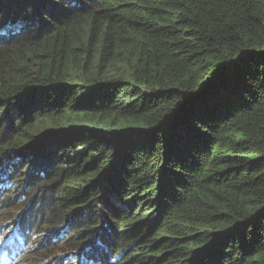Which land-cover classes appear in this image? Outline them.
<instances>
[{"label": "trees", "instance_id": "1", "mask_svg": "<svg viewBox=\"0 0 264 264\" xmlns=\"http://www.w3.org/2000/svg\"><path fill=\"white\" fill-rule=\"evenodd\" d=\"M0 179L23 261L264 264V0H0Z\"/></svg>", "mask_w": 264, "mask_h": 264}, {"label": "clouds", "instance_id": "2", "mask_svg": "<svg viewBox=\"0 0 264 264\" xmlns=\"http://www.w3.org/2000/svg\"><path fill=\"white\" fill-rule=\"evenodd\" d=\"M0 181H3V179H0ZM6 182L8 181L6 180ZM21 216L25 217L22 214ZM24 221H26L25 218H24ZM2 222L3 221H0V264H50L52 262V258L48 260H43L40 262H36V261L31 262V260L23 261L22 257L24 253H11L10 254L11 251L21 248L20 247L21 244H23L26 247L28 246L29 239H27L26 232H28L31 228L26 229L25 231L23 230V228L21 229L19 226V223L21 222L20 220L19 223H17L15 227L10 228L7 231L5 228L8 225V221H4L3 223ZM24 226L25 224L23 225V227ZM56 235L57 234L49 233L48 236H46V238H44L43 240H47V237H50L52 238V241H54L57 238ZM93 245L94 244L88 245L84 249V251L91 249V246ZM61 257L63 258L62 263L66 262L68 264H71L70 260L72 261L76 257V255L73 256L72 259H70L71 258L70 255L66 256V254L64 253L63 256H60L59 258ZM77 259H78V263H75V264H81V259L79 258Z\"/></svg>", "mask_w": 264, "mask_h": 264}, {"label": "rangeland", "instance_id": "3", "mask_svg": "<svg viewBox=\"0 0 264 264\" xmlns=\"http://www.w3.org/2000/svg\"><path fill=\"white\" fill-rule=\"evenodd\" d=\"M74 149H76L74 154H76L77 152H81L82 150H85V149H82L81 147H78L77 145L74 146ZM71 156H74L73 153H72ZM7 161H9V159H5L3 161V163H5ZM25 176H27V175H25ZM12 187H13V183L11 184L10 182H6V180L0 181V197H5L8 194H10L11 193L10 188H12ZM13 209H14L13 212L9 214L11 219H8V225L5 228L7 231L10 228L15 227L16 224L19 223L20 220L24 221V217H22L21 213H19L20 210H15V208H13ZM13 214L16 215V216H13ZM41 233H36V230H34L33 228H31L28 232H26L27 239H29V243L28 244L31 243V245L33 246L32 248H35L37 246V241L36 240L41 236ZM51 241H52V238H51ZM63 254L64 253H62V252L60 253L59 252V257L63 256ZM50 264H58V263H57L56 260L52 259V262ZM62 264H68V263L64 262Z\"/></svg>", "mask_w": 264, "mask_h": 264}, {"label": "flooded vegetation", "instance_id": "4", "mask_svg": "<svg viewBox=\"0 0 264 264\" xmlns=\"http://www.w3.org/2000/svg\"><path fill=\"white\" fill-rule=\"evenodd\" d=\"M154 206H152V208H153Z\"/></svg>", "mask_w": 264, "mask_h": 264}]
</instances>
